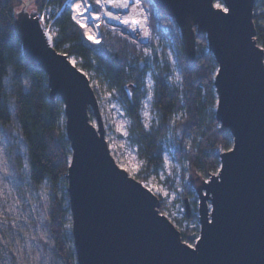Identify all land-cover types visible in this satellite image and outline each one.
<instances>
[{"label":"water","instance_id":"1","mask_svg":"<svg viewBox=\"0 0 264 264\" xmlns=\"http://www.w3.org/2000/svg\"><path fill=\"white\" fill-rule=\"evenodd\" d=\"M151 1L179 28L189 64L197 59V34L206 36L217 66L215 119L232 138L229 150L216 152L219 170L197 178L200 235L193 246L161 212L160 197L116 163L86 72L54 48L36 12L23 7L16 16L23 56L46 74L51 101L64 106L76 264H264V47L256 36L257 0ZM186 209L189 217L187 200Z\"/></svg>","mask_w":264,"mask_h":264},{"label":"trees","instance_id":"2","mask_svg":"<svg viewBox=\"0 0 264 264\" xmlns=\"http://www.w3.org/2000/svg\"><path fill=\"white\" fill-rule=\"evenodd\" d=\"M29 2L32 11L40 18L46 16L44 11L47 8L51 9L46 16V25L50 27L54 48L79 59L82 70L102 75L116 89L119 102L132 121V131L139 136V151L146 163L147 174L163 167L162 139L170 132L174 135L177 159L188 162L190 184L187 189L196 186L197 178L208 179L219 170L220 157L216 152L220 148L229 150L232 138L215 119L217 97L214 76L217 66L208 51L205 35L197 34V59L194 64H189L184 55L179 28L170 14L158 8L161 25L168 28L178 47L182 82L180 88L169 85L167 76L170 64L163 55V63L155 77L153 108L157 121L150 130H146L142 121V100L145 96L142 86L149 58L145 53L126 38L113 35L104 28L101 43L89 42L83 27L75 22L67 0ZM89 2L95 7L96 15L100 13L102 8L97 2ZM143 2L149 5L148 0ZM25 4L27 0H0V127L10 142L17 173H20L21 157L12 142L14 129L18 130L27 149L32 185L41 188L46 181L49 182L51 214L47 226L55 240V252L64 264H76L75 253L68 244L66 233L69 205L59 196L61 186H68L66 175L70 162L69 143L61 126L64 106L59 98L51 101L46 74L23 56L15 20ZM263 7L264 0H257L254 20L257 40L262 46L264 25L260 24V19L261 15L264 18V14H257L256 11ZM154 58L159 65V56L155 54ZM129 83L137 86L132 94L126 89ZM188 138H191L189 146ZM140 180L144 182L147 177L142 176ZM193 232L191 229L183 231V240L193 241ZM41 243L44 247L48 246L43 241Z\"/></svg>","mask_w":264,"mask_h":264},{"label":"rangeland","instance_id":"3","mask_svg":"<svg viewBox=\"0 0 264 264\" xmlns=\"http://www.w3.org/2000/svg\"><path fill=\"white\" fill-rule=\"evenodd\" d=\"M139 1L145 11L148 23L151 21L149 27L150 41L145 45L117 29L106 26L103 14L101 16L102 9L99 3L97 4L101 10L97 15V11H93V5L89 0L88 3L92 7L94 17H99L96 21L99 22L100 36L102 28H104L113 35L126 38L130 44L136 45L149 58L147 61L148 69L142 86V90L145 92L142 100V121L146 130H150L157 121L153 103L155 77L159 72V66L163 63L162 56L165 55L170 64L167 81L172 88L181 87L182 73L177 44L172 39L168 28L161 25L158 7L151 0H148L149 5L143 4V0ZM218 4L221 5L219 8L226 9L222 1L215 2L216 7ZM31 5L27 0L24 7L26 10L32 11ZM50 11L51 9L47 8L44 15L48 16ZM256 12L257 14H264V7L259 8ZM46 16L41 19L52 40L50 27L46 25ZM261 16L263 17V15ZM262 17L260 24L264 25V18ZM101 41L102 38L99 43ZM155 54L160 58L159 65L154 62ZM71 59L79 67L81 66L79 59L73 56ZM84 71L90 78L99 100L106 140L116 163L139 180L142 176L147 177L143 183L160 197L161 206L164 208L161 212L166 214L181 232L188 229L194 230L191 235L193 241H186L193 246L200 235L199 198L196 186L191 190L187 189L190 184L188 162L185 159L184 161L177 159L173 133H168L162 139L163 167L156 172L147 174L146 163L139 151V136L132 131V121L119 102L116 89L102 75L94 71ZM7 83L9 84V79H7ZM129 93L132 94L130 91ZM91 121L97 126V120L93 115ZM61 126L65 130L64 116L61 119ZM12 142L20 152V173L15 170L10 142L3 128L0 127V264H64L55 252V240L47 226L51 214L50 184L46 181L41 188H35L32 185L30 164L26 154L27 149L17 129L12 131ZM190 143L191 138H188L187 145L189 146ZM59 196L64 198L65 203L69 205L65 185L61 186ZM186 200L189 204V217L187 216ZM66 233L68 244L73 247L70 213L66 217ZM41 241L48 246L44 247Z\"/></svg>","mask_w":264,"mask_h":264},{"label":"bare ground","instance_id":"4","mask_svg":"<svg viewBox=\"0 0 264 264\" xmlns=\"http://www.w3.org/2000/svg\"><path fill=\"white\" fill-rule=\"evenodd\" d=\"M127 5L125 7L124 5ZM73 18L84 24V31L92 42L97 43L100 37L99 24L94 19L91 5L87 0H68ZM104 23L145 45L150 41V29L145 11L139 0H100ZM83 13V15H81Z\"/></svg>","mask_w":264,"mask_h":264},{"label":"snow or ice","instance_id":"5","mask_svg":"<svg viewBox=\"0 0 264 264\" xmlns=\"http://www.w3.org/2000/svg\"><path fill=\"white\" fill-rule=\"evenodd\" d=\"M96 2H97V3H99V2H100V0H96ZM124 6H125V7H127V5H126V4H125ZM217 7L219 8V7H221V5H219V4H218V5H217ZM224 11H225V12H227V11H228V9H224ZM81 15H83V13H81ZM94 19H97V20H98V19H99V17H98V16H97V17H94ZM81 27H85V25H84V24H81ZM88 38H89V39H92V37H91V36H90V37H88ZM96 42H97V43H99V41H96Z\"/></svg>","mask_w":264,"mask_h":264},{"label":"built area","instance_id":"6","mask_svg":"<svg viewBox=\"0 0 264 264\" xmlns=\"http://www.w3.org/2000/svg\"><path fill=\"white\" fill-rule=\"evenodd\" d=\"M88 1V0H87ZM91 43H94V42H92L89 38H87ZM101 40V36L99 37V40L98 41H100ZM95 44V43H94Z\"/></svg>","mask_w":264,"mask_h":264}]
</instances>
